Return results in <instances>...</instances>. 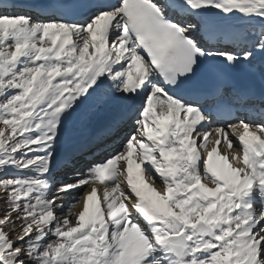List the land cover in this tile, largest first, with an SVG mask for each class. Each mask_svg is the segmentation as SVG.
I'll return each mask as SVG.
<instances>
[{"label":"snow or ice","instance_id":"snow-or-ice-1","mask_svg":"<svg viewBox=\"0 0 264 264\" xmlns=\"http://www.w3.org/2000/svg\"><path fill=\"white\" fill-rule=\"evenodd\" d=\"M5 8L0 264H264V110L240 114L255 100L227 87L181 94L206 63L264 54V0H52L45 20ZM77 8L87 19H66ZM105 93L143 99L133 131L75 182L55 183L65 126Z\"/></svg>","mask_w":264,"mask_h":264},{"label":"bare ground","instance_id":"bare-ground-1","mask_svg":"<svg viewBox=\"0 0 264 264\" xmlns=\"http://www.w3.org/2000/svg\"><path fill=\"white\" fill-rule=\"evenodd\" d=\"M237 31L238 32H241V33H244V35H246L247 34V30L246 29H237ZM90 51H91V49H90ZM106 96H107V94L105 93V94H102L101 95V97H100V99L97 101V102H95V103H93L90 107H87V108H84L83 110H81V115H86V113L87 114H89V116H87V117H83V119H81V121L82 120H85V124H84V126L83 125H79V126H76V124H74V122H73V120H71L66 126H65V130H67V128L69 129V130H67L68 132L67 133H69L70 134V136H66L65 137V139L63 140V143H61V145L59 146V148H58V150H57V154H56V157H55V161L57 162V165L55 166V168H63V166L65 165V163H66V160L68 159V157L69 156H65V154H67V153H72V152H74V150H73V147H77V142L78 141H76V139L78 138V137H83V138H88L89 137V135H86V134H88L87 132H89V130L88 129H90V128H92L93 127V123H94V121H96V119L94 120V118L95 117H93L92 115H93V113H94V111L98 108V109H100V105H101V103H99L98 104V102H100V100H104L105 98H106ZM97 105V106H96ZM100 110H102V112H103V110H105L104 108H101ZM132 115H134V114H132ZM77 116V115H76ZM76 116L74 117V118H76ZM99 116V115H98ZM97 116V117H98ZM73 118V119H74ZM84 122V121H83ZM80 124V123H79ZM83 124V123H82ZM89 125V127H87ZM212 127H216L215 125L214 126H212ZM106 138V137H105ZM213 139H214V137H213ZM84 141L85 140H83L82 142H81V145H84L85 143H84ZM90 141V139H88L86 142H89ZM67 142V143H66ZM66 143V144H65ZM73 145H72V144ZM120 146V145H119ZM119 146L117 147V148H119ZM212 143H209L208 144V148H209V150L212 148ZM83 148H84V146H82V147H80L78 150H77V152H79V151H81V153H83ZM65 153H64V152ZM76 152V153H77ZM62 158V157H65V159H64V161H63V159H61L60 157ZM102 160H104V158L102 159ZM212 163H213V165L214 166H216L217 168H222L223 167V161H221V160H219L216 156H214L213 157V159H212ZM54 168V169H55ZM82 168H84L83 166H82ZM77 171H79V172H81V173H83V172H85V168L83 169V170H77V168L75 169V173L77 172ZM134 171H135V169H134ZM69 176H71V178L70 179H68V177H67V175L65 176V180H73V178L75 177V174H69ZM56 177H58V176H56ZM67 182V181H66ZM157 187H159V185H157ZM98 188H99V193L100 194H102V186H99L98 185ZM81 196V191H74V192H72L70 195H68L67 197H65L64 198V204H65V209L63 210V211H67V206L69 205V204H71V203H73L77 198H79ZM77 210H79V209H77ZM58 215H62V212L61 211H58V213H57ZM74 217H72V219H73Z\"/></svg>","mask_w":264,"mask_h":264},{"label":"rangeland","instance_id":"rangeland-1","mask_svg":"<svg viewBox=\"0 0 264 264\" xmlns=\"http://www.w3.org/2000/svg\"><path fill=\"white\" fill-rule=\"evenodd\" d=\"M87 116H89V114H87L86 113V115H81V114H78L77 116H76V118H74V119H72L73 120V122H74V124H76V126H81V125H83L84 126V124H85V120H82L81 121V119H83V117L85 118V117H87ZM84 121V122H83ZM80 123V124H79ZM83 123V124H82ZM0 126H2V125H0ZM88 135V134H87ZM83 138V137H82ZM67 143V142H66ZM65 143V144H66ZM78 143V142H77ZM79 146L77 145V147L76 148H78ZM121 146H119V148H120ZM119 148H117V149H119ZM64 152V151H63ZM77 152V150L76 151H74L73 153H72V155H74L75 153ZM67 154H69V153H67ZM67 154H65V156L67 155ZM72 155H70V156H72ZM68 156V155H67ZM60 157V156H59ZM61 158V157H60ZM61 159H63V161H64V159H65V157H62ZM85 171H86V169H85ZM84 173V172H83ZM69 174V173H68ZM71 175V174H70ZM53 177V176H52ZM65 178V177H64ZM62 180H64L63 178H61ZM74 179V178H73ZM66 181H69V180H66ZM65 181V183H73V182H75V180H71L70 182H66ZM63 183V182H62ZM5 207H6V205L3 203V201H0V219H2L3 218V212H4V209H5ZM72 219V218H71ZM72 221H73V223H75V218H73L72 219Z\"/></svg>","mask_w":264,"mask_h":264}]
</instances>
